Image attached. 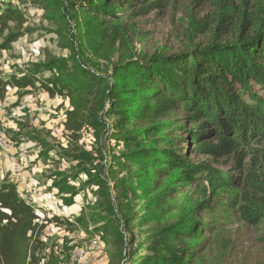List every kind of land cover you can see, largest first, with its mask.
Masks as SVG:
<instances>
[{
    "label": "rangeland",
    "instance_id": "obj_1",
    "mask_svg": "<svg viewBox=\"0 0 264 264\" xmlns=\"http://www.w3.org/2000/svg\"><path fill=\"white\" fill-rule=\"evenodd\" d=\"M77 1L61 0L64 23L58 27L38 0H0V15L10 6L24 18L23 22L10 21L0 31V41L22 32L9 49L0 52V79L31 64L43 63L49 56L74 57L84 69L107 76L122 56L185 52L196 44H206L214 32L232 33L238 18L257 12L264 0H162L144 13L137 8L116 12L102 24L103 41L112 39L115 43L109 61L95 57L85 46V34L79 24L86 14L78 10ZM60 28L71 51L60 47L64 40L56 33ZM23 92L8 88L0 102V135L7 143V147L0 146V183L13 182L19 194L36 208L40 221L53 216L72 220L81 213L105 216L106 207L110 206L113 222L126 239L118 264H131L151 254L157 238L174 244L175 240L163 230L178 221L191 226L206 221L196 205L204 197L214 195L203 175L188 183L177 181V170L155 177L156 165H163V161H128L124 154L133 152L134 147L124 139H115L134 137L136 142L149 144L160 135L180 136L171 132L183 121L181 112L161 120L169 124L170 131L154 135L147 131L151 126L148 123H120L103 111L97 114L105 125L103 130L84 123L72 134L65 125L71 110L68 99L50 97L39 90ZM187 147L183 144L180 148L194 161H205L233 178L235 184L228 190L235 196V208L245 203L244 192L257 195L264 204V191L245 183L247 174L264 181V161L260 159L264 156V140L254 143L252 149H241V163L233 154L197 156L189 153L190 143ZM164 148L178 151L172 146ZM80 152L87 153L90 162L77 159ZM94 177L108 185L110 197L106 201L92 182ZM65 184L72 189L63 191ZM231 213L233 216L208 235V247L192 264H264V222L248 224L238 212ZM41 239L55 264H116L110 258L114 249L83 230L70 233L55 222H48Z\"/></svg>",
    "mask_w": 264,
    "mask_h": 264
},
{
    "label": "trees",
    "instance_id": "obj_2",
    "mask_svg": "<svg viewBox=\"0 0 264 264\" xmlns=\"http://www.w3.org/2000/svg\"><path fill=\"white\" fill-rule=\"evenodd\" d=\"M38 1L48 11L49 19L62 26L61 0ZM161 1L78 0V10L86 14L79 24L85 34V46L95 57L109 61L115 43L112 39L103 41L105 19L133 8L144 13ZM10 21L23 22L24 18L8 6L0 15V31ZM56 33L64 39L60 47L71 51L63 29H57ZM21 35L18 31L0 41V52L9 49ZM45 72L50 75L45 76ZM8 88L23 93L28 89L39 90L50 97L68 99L71 110L65 125L72 134L84 123L103 130L105 125L97 117L99 111L113 115L120 123H148L151 135L168 128L167 122H161L167 116L183 114V121L171 132L183 136L160 135L149 144L136 142L134 137L115 139H124L134 147L133 152L124 154L128 161L142 158L163 161V165H156L155 177L177 170V181L188 183L203 175L214 196L204 197L196 208L207 219L192 226L183 221L168 226L163 234L172 237L174 244L157 238L153 240L151 254L131 264H192L208 247V235L220 228L224 219L233 216L231 212H238L248 224L264 222V204L257 195L244 192L245 203L235 208V196L228 190L235 184L233 178L205 161H194L180 148L185 144L188 149L190 143L189 153L194 155L233 154L241 163L244 158L241 149H252L254 143L264 140V1L257 12L239 17L232 33L214 32L206 44H196L188 51L157 52L149 57L122 56L107 76L84 69L74 57L49 56L43 63L31 64L0 79V102ZM170 146L178 151L164 148ZM75 157L84 162L91 160L85 152ZM260 159L264 161V156ZM92 182L100 189L103 200L109 199L108 185L98 177ZM245 183L264 191V181L249 174ZM71 189L66 184L62 188ZM119 193L117 190V197ZM112 216L113 210L107 206L105 216L81 213L72 220L53 216L40 221L32 203L19 194L13 182L4 180L0 183V264H55L41 239L48 222H55L70 233L80 229L89 237H99L106 247L114 249L110 258L118 264L126 239Z\"/></svg>",
    "mask_w": 264,
    "mask_h": 264
},
{
    "label": "built area",
    "instance_id": "obj_3",
    "mask_svg": "<svg viewBox=\"0 0 264 264\" xmlns=\"http://www.w3.org/2000/svg\"><path fill=\"white\" fill-rule=\"evenodd\" d=\"M7 147V143L3 140V138L0 135V146Z\"/></svg>",
    "mask_w": 264,
    "mask_h": 264
}]
</instances>
